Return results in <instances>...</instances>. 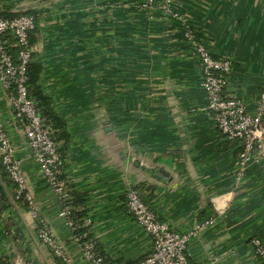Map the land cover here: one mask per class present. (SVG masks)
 Listing matches in <instances>:
<instances>
[{"label":"crops","instance_id":"obj_1","mask_svg":"<svg viewBox=\"0 0 264 264\" xmlns=\"http://www.w3.org/2000/svg\"><path fill=\"white\" fill-rule=\"evenodd\" d=\"M35 1L8 0L30 9ZM144 1L60 0L43 30L41 85L71 135L61 182L84 199L73 233L61 217L67 198L35 164L0 80V115L40 215L74 264H86L82 248L92 242L111 264H135L153 246L128 210L135 187L173 229L196 231L190 264H263L251 239L264 236V161L243 167L240 144L215 127L201 65L182 34L193 29L215 58L232 62L226 92L256 114L264 101V0H171L169 12L160 0L151 16ZM81 229L90 241L73 240ZM38 230L25 207L0 217L1 263L53 264Z\"/></svg>","mask_w":264,"mask_h":264},{"label":"built area","instance_id":"obj_2","mask_svg":"<svg viewBox=\"0 0 264 264\" xmlns=\"http://www.w3.org/2000/svg\"><path fill=\"white\" fill-rule=\"evenodd\" d=\"M163 1L168 5L171 4V0ZM159 2L160 0H145L142 6L151 16L156 13ZM61 8L60 0H58L56 7L49 6L46 9L48 16L39 20L42 43L44 41L43 30L47 25L49 28V25L53 24L52 17ZM165 10L169 12L170 5ZM36 25V17L29 15L14 20H0V80L8 102L15 111V120L32 151L35 164L40 167L49 186L60 195V199L63 201L68 197L58 175L63 164V156L52 137L50 128L45 126L35 103L29 98L26 86L27 64L31 61L33 54V48L30 47L29 41L30 32L36 28ZM8 32L14 34L17 41L16 46L20 48L18 64H15L9 55L6 43L3 41V37ZM183 35L184 40L192 45L201 65L203 73L201 86L207 94V109L214 114L215 127L228 142L236 141L240 144L239 161L243 167L252 162L261 163L264 161V101L256 114L248 112L241 100L230 97L226 92L229 75L232 72V62L215 58L210 49L196 40V32L193 29L185 30ZM0 160L6 168L9 181L16 186L15 195L9 203L0 193V217L9 218L20 207L23 208L18 203L22 199L26 204L25 209L37 222L39 240L51 251L53 264H74L62 241L55 236L50 223L40 215L36 195L30 191L21 162L15 157V146L1 115ZM2 186L5 194L12 193L6 184L3 183ZM6 205L9 207L8 209L5 208ZM62 206L61 217L66 219V224L73 233L76 222L73 219L72 210L64 203ZM127 206L129 213L153 242L150 255L136 264H190L187 248L190 239L196 235L195 230L179 232L173 229L160 219L156 210L144 203L135 187H130L127 191ZM15 233L14 229L10 232L12 235ZM72 237L78 243L86 238L79 234ZM251 244L264 264L262 240L258 236L253 237ZM82 255L86 264H105L104 258L98 254L96 244L93 242L82 248ZM20 263L22 264V260Z\"/></svg>","mask_w":264,"mask_h":264},{"label":"trees","instance_id":"obj_3","mask_svg":"<svg viewBox=\"0 0 264 264\" xmlns=\"http://www.w3.org/2000/svg\"><path fill=\"white\" fill-rule=\"evenodd\" d=\"M58 4V0H36L33 9H30L26 6L21 5L20 2L17 4H11L8 0H0V20H14L21 16L29 15L36 17L37 25L36 28L30 32V47L33 48V54L31 61L27 64L26 74L28 77L26 86L28 89V96L29 98L35 103L38 114L41 116L42 120L46 127L50 128L52 132V137L56 142L59 151L63 156V164L61 170L59 172L60 180L63 178V175L66 170L67 159H68V145L71 141V135L69 133V128L67 121L60 116V114L56 111L53 100L48 95H46L43 91V87L41 85V76L44 70V65L42 60L40 59L39 52L43 49L42 46V30L39 24V20L43 17L48 16V11L46 10L49 6L56 7ZM182 38L184 39V35L182 34ZM3 41L6 43V47L8 49L9 55L12 57L15 64H18L19 58V51L20 48L16 46L17 41L14 37L12 32H8L4 37ZM6 184L12 191V193L5 194L4 187L2 184ZM16 186L13 182L9 181L6 168L3 166L0 160V193L6 198L7 203H9L15 195ZM144 203L149 206V204L144 200L141 191L136 188ZM68 194L67 199L65 200V204L69 206L71 209L78 208L79 204L84 201L81 195H77L75 192ZM20 206L26 207V204L23 203V200L18 201ZM5 208H8L6 205ZM73 219L76 220L75 215L77 218L83 217L85 214L79 211H72ZM85 229L78 230V234H83L82 232ZM91 235L85 241H90ZM262 242L264 244V236L262 237ZM96 243V247H97ZM99 250V249H98ZM98 254L104 258L105 264H111V261L108 257L101 254L98 251ZM0 264L1 261H0ZM136 264V263H135Z\"/></svg>","mask_w":264,"mask_h":264}]
</instances>
